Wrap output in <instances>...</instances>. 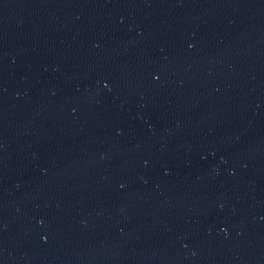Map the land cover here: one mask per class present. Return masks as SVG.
Segmentation results:
<instances>
[{"label": "water", "instance_id": "95a60500", "mask_svg": "<svg viewBox=\"0 0 264 264\" xmlns=\"http://www.w3.org/2000/svg\"><path fill=\"white\" fill-rule=\"evenodd\" d=\"M0 264H264V0H0Z\"/></svg>", "mask_w": 264, "mask_h": 264}]
</instances>
